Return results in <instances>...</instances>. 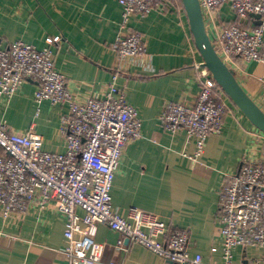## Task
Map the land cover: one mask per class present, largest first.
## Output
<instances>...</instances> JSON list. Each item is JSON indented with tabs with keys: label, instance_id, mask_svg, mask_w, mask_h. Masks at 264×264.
Returning a JSON list of instances; mask_svg holds the SVG:
<instances>
[{
	"label": "crops",
	"instance_id": "obj_1",
	"mask_svg": "<svg viewBox=\"0 0 264 264\" xmlns=\"http://www.w3.org/2000/svg\"><path fill=\"white\" fill-rule=\"evenodd\" d=\"M122 7L115 0H0L1 46L17 40L55 54V67L74 92L102 96L116 63L113 43L121 27ZM217 27L235 23L227 4L209 17ZM257 22L249 18L245 26ZM127 31L140 33L147 53L138 64L119 73L117 85L139 113L141 136L124 147L111 190L113 207L125 212L136 207L156 215L170 228L186 229L191 253L206 263H220L217 232L219 191L239 170L244 156L263 154L264 134L227 99L222 133L208 136L197 161L195 140L185 131L165 130L159 116L168 101L193 104L200 90L195 64L202 61L194 44L185 12H150L129 18ZM213 37V38H211ZM245 92L264 109V66L233 58L229 66ZM36 84L27 79L9 100L0 99V122L22 131L32 127L43 139V149L64 153L60 134L63 105L37 104ZM65 219L54 205L31 208L17 218L0 216V264H68L63 249ZM89 235L103 244L104 262L159 264L160 258L131 244L106 224H95ZM118 240L123 247H117ZM216 248V252L211 250ZM262 249L239 248L233 264H264Z\"/></svg>",
	"mask_w": 264,
	"mask_h": 264
},
{
	"label": "built area",
	"instance_id": "obj_2",
	"mask_svg": "<svg viewBox=\"0 0 264 264\" xmlns=\"http://www.w3.org/2000/svg\"><path fill=\"white\" fill-rule=\"evenodd\" d=\"M115 1L123 9L121 27L111 44L116 63L102 96L74 92L56 69L51 47L37 49L21 40L2 47L0 40V99L9 100L30 79L36 84L33 98L37 104L48 101L66 107L60 125L64 153L45 151L41 135L32 127L18 131L0 122V216L21 218L33 207L54 205L65 219L63 251L68 264H117L102 260L103 244L89 235L98 223L156 254L159 264H233L236 249L264 251V152L244 156L238 172L220 187V263H206L199 253L192 254L186 229L170 228L156 215L136 207L125 212L113 207L115 170L126 143L140 137L142 130L138 111L127 103L125 90L117 85L119 73L126 71L127 65L138 64V58L147 53L142 35L126 30L129 18L153 11L184 12L179 0ZM199 2L209 17L227 4L237 18L235 23L219 27L211 41L227 66L233 58L264 66V0ZM253 15L259 16L257 22L245 26ZM195 68L200 85L196 101L166 102L159 121L165 130L185 131L194 138L196 149L189 158L197 161L208 136L222 133L229 103L203 61ZM117 247L126 250L122 240Z\"/></svg>",
	"mask_w": 264,
	"mask_h": 264
},
{
	"label": "water",
	"instance_id": "obj_3",
	"mask_svg": "<svg viewBox=\"0 0 264 264\" xmlns=\"http://www.w3.org/2000/svg\"><path fill=\"white\" fill-rule=\"evenodd\" d=\"M183 6L193 44L203 66L221 88L225 97L244 115L257 130L264 134V111L251 99L239 84L234 71L219 57L206 31L199 0H179ZM258 19V15H253Z\"/></svg>",
	"mask_w": 264,
	"mask_h": 264
},
{
	"label": "rangeland",
	"instance_id": "obj_4",
	"mask_svg": "<svg viewBox=\"0 0 264 264\" xmlns=\"http://www.w3.org/2000/svg\"><path fill=\"white\" fill-rule=\"evenodd\" d=\"M202 9H203V13H204V16H205V20L207 22V24H206L207 25V30L211 31V35H213V37H214V35L216 33V30H217V27L212 22V20L209 18L205 8L202 7ZM213 37H211V38H213ZM228 66H230V63L228 64ZM262 110L264 111V109H262Z\"/></svg>",
	"mask_w": 264,
	"mask_h": 264
}]
</instances>
